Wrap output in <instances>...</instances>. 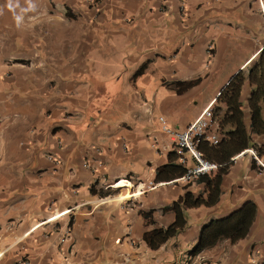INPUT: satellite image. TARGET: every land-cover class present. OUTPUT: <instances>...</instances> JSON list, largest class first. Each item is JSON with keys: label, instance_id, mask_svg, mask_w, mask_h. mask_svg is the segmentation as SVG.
Masks as SVG:
<instances>
[{"label": "crops", "instance_id": "obj_1", "mask_svg": "<svg viewBox=\"0 0 264 264\" xmlns=\"http://www.w3.org/2000/svg\"><path fill=\"white\" fill-rule=\"evenodd\" d=\"M262 9L260 0H0V264H262L264 134L231 157L217 201L187 208V225L157 248L144 239L175 220L161 209L185 192L208 198L219 170L158 176L171 153L195 164L180 160L160 117L184 129L218 104L264 47ZM197 78L183 91L172 83ZM251 91L246 79L249 129ZM138 183L155 186L139 193ZM248 201L257 214L244 238L189 254L204 224Z\"/></svg>", "mask_w": 264, "mask_h": 264}, {"label": "trees", "instance_id": "obj_2", "mask_svg": "<svg viewBox=\"0 0 264 264\" xmlns=\"http://www.w3.org/2000/svg\"><path fill=\"white\" fill-rule=\"evenodd\" d=\"M148 62H145L137 73L143 71ZM248 79L252 85L249 97V107L251 111L250 129L245 124V113L241 101V91L245 80ZM201 78L190 81H173L178 91L186 90L199 83ZM218 104L214 106L215 115L219 120V129L222 134L215 144L203 142L201 148L208 158L218 161L221 166L217 174L212 178H207L210 191L209 197L195 195L191 191L185 192L177 200L165 205L161 211H174L175 220L167 227H156L148 230L144 234V239L152 248H157L167 239L178 234L186 225V209L202 204L210 205L218 200L220 194V177L227 170L232 162L231 157L249 147L257 144L253 140L252 134H264V47L258 55L248 65L247 69H240L229 80L227 85L221 90L217 98ZM221 104L225 105V108ZM259 149H262L259 148ZM187 168L175 161L170 154L167 164L157 169L158 176L165 172L169 179L182 176ZM209 173V172H208ZM205 173V174H208ZM208 175H205L206 177ZM201 175H199V178ZM215 193V197H211ZM257 214V206L254 202L248 201L239 209L220 218H212L201 228L197 243L189 250V254L195 256L206 248L215 245L219 240L228 238L232 243L244 238ZM148 216V214H146ZM264 264V260L262 262Z\"/></svg>", "mask_w": 264, "mask_h": 264}, {"label": "built area", "instance_id": "obj_3", "mask_svg": "<svg viewBox=\"0 0 264 264\" xmlns=\"http://www.w3.org/2000/svg\"><path fill=\"white\" fill-rule=\"evenodd\" d=\"M220 93L221 92H219L218 96ZM214 101V99L211 100L184 129H175L168 126L165 123L164 116L160 117V120L162 121V129L170 134L173 140V149L178 153L180 160L182 162L186 161V153L190 154L195 160V164L180 177L185 181L193 180L197 176L219 169L221 166L219 162L208 158L205 152L201 149V144L203 142L215 144L220 139L219 120L214 112ZM248 150L259 159L257 151L254 148ZM244 152L245 151H242L241 153ZM154 186V183H138L137 192L144 193ZM69 211L70 209H66L60 213H66ZM67 231L70 236L71 229L68 228Z\"/></svg>", "mask_w": 264, "mask_h": 264}, {"label": "bare ground", "instance_id": "obj_4", "mask_svg": "<svg viewBox=\"0 0 264 264\" xmlns=\"http://www.w3.org/2000/svg\"><path fill=\"white\" fill-rule=\"evenodd\" d=\"M126 182V180H121L120 182H118L116 185H118V184H122V183H125Z\"/></svg>", "mask_w": 264, "mask_h": 264}, {"label": "rangeland", "instance_id": "obj_5", "mask_svg": "<svg viewBox=\"0 0 264 264\" xmlns=\"http://www.w3.org/2000/svg\"><path fill=\"white\" fill-rule=\"evenodd\" d=\"M260 2H261V5L263 4V7H264V1L262 0H260ZM262 10H264V9H262ZM263 14H264V12H263Z\"/></svg>", "mask_w": 264, "mask_h": 264}]
</instances>
